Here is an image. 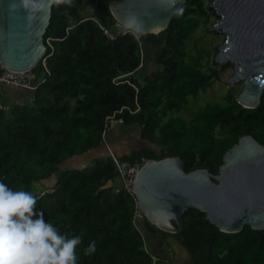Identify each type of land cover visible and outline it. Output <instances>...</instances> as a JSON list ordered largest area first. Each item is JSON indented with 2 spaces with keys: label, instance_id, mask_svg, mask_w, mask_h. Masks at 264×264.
Returning a JSON list of instances; mask_svg holds the SVG:
<instances>
[{
  "label": "trees",
  "instance_id": "1",
  "mask_svg": "<svg viewBox=\"0 0 264 264\" xmlns=\"http://www.w3.org/2000/svg\"><path fill=\"white\" fill-rule=\"evenodd\" d=\"M115 1L55 0L45 34L52 47L47 45L46 64L41 60L32 71L38 87L30 91L31 101L0 107V179L35 194L53 190L37 207L61 231L82 235L79 264H157L143 230L180 240L194 264H264V230L222 232L194 208L185 212L178 233L161 231L145 217L139 227L136 198L116 193L119 184L108 185L118 180L110 156L86 169L62 167L101 147L113 115L125 126L139 125L148 143L122 156L132 163L179 157L187 172L217 174L241 137L264 144L263 99L258 108H246L229 93L224 103L198 108L190 122L178 115L220 77L216 67L205 69L203 49L193 55L188 47L208 16L203 0H187L166 30L141 39L118 26L109 5ZM85 2L93 11L81 17ZM148 46L156 49L158 69L141 77ZM92 240L96 250L89 254Z\"/></svg>",
  "mask_w": 264,
  "mask_h": 264
},
{
  "label": "water",
  "instance_id": "2",
  "mask_svg": "<svg viewBox=\"0 0 264 264\" xmlns=\"http://www.w3.org/2000/svg\"><path fill=\"white\" fill-rule=\"evenodd\" d=\"M186 1L120 0L109 5L119 23L136 12L147 21V34H158ZM54 3L0 0V71L29 73L43 60ZM212 5L221 17L213 28L226 34L217 62L235 64L230 83L246 80L238 102L258 108L264 94V0H213ZM143 163L136 181L137 207L161 231L180 232L191 208L205 213L222 232L237 233L246 226L264 230V144L253 136L239 139L217 174L208 169L187 172L179 157Z\"/></svg>",
  "mask_w": 264,
  "mask_h": 264
},
{
  "label": "clouds",
  "instance_id": "3",
  "mask_svg": "<svg viewBox=\"0 0 264 264\" xmlns=\"http://www.w3.org/2000/svg\"><path fill=\"white\" fill-rule=\"evenodd\" d=\"M120 23L137 39L149 31L147 21L136 12ZM39 199L34 192L12 188L0 179V264H79L82 235H69L46 219L37 207ZM95 250L92 240L85 252Z\"/></svg>",
  "mask_w": 264,
  "mask_h": 264
},
{
  "label": "rangeland",
  "instance_id": "4",
  "mask_svg": "<svg viewBox=\"0 0 264 264\" xmlns=\"http://www.w3.org/2000/svg\"><path fill=\"white\" fill-rule=\"evenodd\" d=\"M203 1L206 5L208 16L201 18L200 27L189 40L188 47L193 55H195L199 49H203L205 51V56L203 60L205 69L209 67H216L220 71V77L206 92H201L197 98H190V103L187 109L178 113V115L182 116L189 122L192 120L193 112L207 103H224L225 97L229 93H232L235 97L238 98L246 83L245 79H241L239 81H236L235 83H230L229 78L234 76L236 71L235 64L232 61L229 60L223 64L217 62V54L221 51L220 47L224 44L226 34H224L220 30L213 28V26L217 24L218 20H220L221 18L217 11V8L212 5L213 0ZM91 13V6L87 2H85L80 9L81 17H87L91 15ZM155 56L156 51L152 52L150 50L147 64L144 66V70L141 77L151 74L153 71L158 69V66L155 64ZM8 89L9 86L3 87L4 94L2 97H0V107L3 108L4 106H6L7 110H9V106H12L14 104L11 100ZM30 99L31 98H29L28 101H31ZM262 99L264 101V98ZM121 128L122 134L127 135L130 138L129 141H131L134 145L138 146L141 137L140 126L133 125L127 127L124 126V124H121ZM122 147L125 148L124 146ZM141 215L142 217H140L136 222L139 227L142 226L140 222L144 221L145 219L142 213Z\"/></svg>",
  "mask_w": 264,
  "mask_h": 264
},
{
  "label": "crops",
  "instance_id": "5",
  "mask_svg": "<svg viewBox=\"0 0 264 264\" xmlns=\"http://www.w3.org/2000/svg\"><path fill=\"white\" fill-rule=\"evenodd\" d=\"M150 50L154 52L156 49L152 46H148L146 48L147 57ZM8 91L13 103L27 102L32 94V92L27 89L10 86ZM121 124L122 123L113 125L111 131H109L105 136L101 147L76 156L75 158L67 161L63 165V168L79 170L90 168L98 159L109 156V149L119 156L129 155L134 149L137 150L139 146L136 147V145L129 141L130 138L127 135L122 134ZM140 142L143 146L148 145L147 141L143 140L141 137ZM117 181L119 183L111 182L108 185L113 186L120 184V181ZM140 223L143 225L144 221H141ZM143 231L145 234V247L152 253V255L160 259L157 264H194L189 258L187 249L183 246L180 240L171 236L161 235V233L151 234L146 230Z\"/></svg>",
  "mask_w": 264,
  "mask_h": 264
},
{
  "label": "built area",
  "instance_id": "6",
  "mask_svg": "<svg viewBox=\"0 0 264 264\" xmlns=\"http://www.w3.org/2000/svg\"><path fill=\"white\" fill-rule=\"evenodd\" d=\"M118 26L122 27V25L119 23ZM126 33V32H125ZM105 34L109 37V39L114 40L116 38V35L112 33L109 30H105ZM46 45H49L52 47V39L48 38L46 40ZM46 58H43V63L46 64ZM0 83L3 86H10V87H16V88H24L29 91H35L38 87L37 84L34 83V78L32 75V72L29 73H15L11 71L4 70L0 74ZM4 109L6 107H3ZM123 123L122 120L117 119L116 115L110 116L107 119V125L106 130L104 132V136L107 135L109 131H111L113 125ZM105 138V137H104ZM110 150V149H109ZM110 157L112 158V161L114 162V165L118 171V180L120 181V185H118L115 188L116 193H119L121 191H126L131 196L136 198V181L138 173L143 166V162H130L127 160H124L121 156L114 153L112 150H110ZM51 190L46 189L42 192H38L37 195L39 198L43 196L45 193H48ZM142 217L140 210L137 207V212L134 218V222L136 223L137 220ZM154 261L157 262L159 260L158 257L153 256Z\"/></svg>",
  "mask_w": 264,
  "mask_h": 264
},
{
  "label": "flooded vegetation",
  "instance_id": "7",
  "mask_svg": "<svg viewBox=\"0 0 264 264\" xmlns=\"http://www.w3.org/2000/svg\"><path fill=\"white\" fill-rule=\"evenodd\" d=\"M138 146H139V147H138ZM138 146L136 145V147H138L139 150H143V149L146 147L145 145L143 146L142 143H141L140 141H139ZM138 149H137V150H138Z\"/></svg>",
  "mask_w": 264,
  "mask_h": 264
}]
</instances>
